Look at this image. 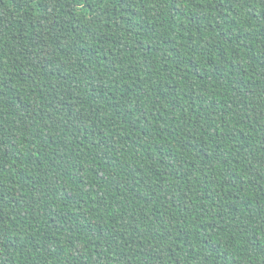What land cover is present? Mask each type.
<instances>
[{
  "label": "trees",
  "instance_id": "1",
  "mask_svg": "<svg viewBox=\"0 0 264 264\" xmlns=\"http://www.w3.org/2000/svg\"><path fill=\"white\" fill-rule=\"evenodd\" d=\"M0 264H264V0H0Z\"/></svg>",
  "mask_w": 264,
  "mask_h": 264
}]
</instances>
